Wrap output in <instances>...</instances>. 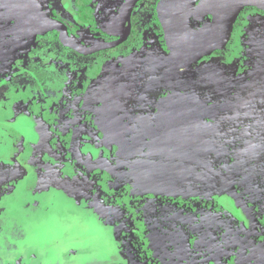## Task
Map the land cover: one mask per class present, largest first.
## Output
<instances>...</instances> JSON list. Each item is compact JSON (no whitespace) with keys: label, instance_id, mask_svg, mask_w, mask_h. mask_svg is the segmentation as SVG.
<instances>
[{"label":"flooded vegetation","instance_id":"1","mask_svg":"<svg viewBox=\"0 0 264 264\" xmlns=\"http://www.w3.org/2000/svg\"><path fill=\"white\" fill-rule=\"evenodd\" d=\"M103 1L36 0L41 13L47 19L62 24L78 46L96 49L107 44H116L114 47L82 54L68 46L57 31L41 33L39 30L30 29L22 22L10 1L6 0L22 33L32 39L31 48L35 49V52L32 50L34 54L30 55L28 46L24 48L18 43L19 50L12 54L6 44L7 41L0 38V154L3 148L9 147L11 143L7 149L8 152L5 151V155L2 153L0 156V164H9L22 172L25 164L24 156H29L32 162L36 161L38 150L34 148L40 146L44 149V155L49 162L55 164L57 178H49L58 182L59 186L65 184L69 190H75L73 192L79 207L81 205L86 207V212L90 214L103 210L96 207L97 202H102L99 200L101 197H93L87 194L89 191L85 192V188L88 187L84 185L89 184L94 190L102 189L103 198L111 199L108 204L113 208L117 204L120 205L118 208H111V211L105 210L107 215H100L98 223L114 221V227L110 230L116 234L121 230L118 236L122 238L121 241L125 237L124 244L126 243L129 249L141 242L144 234L152 246L153 255L146 260V264H264V234L257 233L254 230L255 227L250 228L249 219L254 220V217L251 218L250 210L246 208L242 198L236 200L227 195L213 193L212 186L218 187L221 182L219 178L203 168L204 165L199 159L203 155L200 147L188 158L154 154L149 148L146 154V149L139 152L134 147L137 139L150 141L154 147L163 146V143L158 141L160 137L156 136L161 133H147V130L149 126L161 125L167 116L168 119L174 118L168 113L160 114L163 108L160 107L162 101L158 99L163 95L161 88L164 82L160 79L163 75H159L153 69L154 64L161 66L163 64L161 60L165 59L160 58L164 52H158L162 49L163 40L169 48L168 56H173L180 65L184 66L175 57L173 37L164 14L161 15L162 0H139L129 11L125 24L127 31L125 27L118 29L115 23L128 2V0H122L118 15L108 24V36L112 40L95 46L82 45L73 37L64 23L47 16L42 8V5H45L47 11L62 10L75 13H88L92 10L95 12L99 9L106 10L111 17L115 12L114 5L110 9H108L110 6L101 7ZM193 1L194 5L189 18L190 26L193 29H199L209 25L213 20L212 16L202 14L199 10L200 3L204 0ZM154 2H157L158 26L155 28L161 31L157 34L159 36L143 38V46L140 40L130 47L127 53L115 52L114 59L107 61V64L98 66L91 63V68L84 70L85 73L87 70L88 74L80 75L81 69L73 68L70 69L73 72L68 76L66 72H62L50 63L55 60L63 61L62 58L48 55L50 53L45 51L46 48L39 46L37 44L39 42H36L40 39L42 41L49 33H56L65 49L87 57L120 49L133 39L132 36L137 31L134 23L135 10L141 6H151L155 4ZM248 8L255 12L248 14V21L244 28L240 31L234 30L236 33L235 37L232 36L234 45L228 51L229 53L227 52L228 64L232 71L228 75L230 79L227 83L232 87L231 98L234 97L235 103L236 95L241 96L248 91L246 97L249 99L251 89L259 90V87L264 84L263 69H259L258 72L256 70L258 65L255 67V61H253L258 56V49H263L260 42H264V38L259 37L264 35V11L256 7H246L238 15L237 20ZM2 33L0 30V37ZM160 40L161 47L157 46ZM243 41L247 42L248 48H243ZM148 43L154 48L149 47ZM253 43H256L254 47H252ZM219 50L198 62L210 56H219L217 55ZM239 52L243 53L238 54L237 59H233V54L237 55ZM244 52H247L246 56ZM247 54L251 57L249 58ZM45 55L48 57L46 58ZM237 61L253 64L248 66V69H244V65ZM56 64L60 67V63ZM262 65L264 67V64ZM162 69L164 70V67ZM162 69L159 71L164 72ZM186 73L185 81L180 79V83H174V85H187L185 82L189 70H186ZM255 73L262 75L259 83L255 79L251 80L256 76ZM35 75L37 78L34 79ZM53 75L55 77L52 81L45 79ZM213 77L212 82L216 84L215 77L218 76ZM62 80L64 82L60 84ZM251 103L258 104L252 100L245 102V104ZM76 104L83 105L76 107ZM251 112L252 106H246L240 119H244V123H247L252 119ZM28 116L33 120L29 118V122L33 123L30 128L25 123L28 121ZM15 124L18 126L13 129ZM28 129L33 135L28 133ZM140 130L142 133H139ZM45 133L49 134L45 135ZM49 135L50 138H48ZM165 139L167 138L163 140ZM38 143L39 146H37ZM14 155L17 156L13 157ZM193 167H195L194 172H191L190 169ZM30 169L33 170L31 167ZM199 172L212 176H209L211 179L203 187L204 195L194 196L192 194L195 193L192 190L199 189L197 183ZM31 174L37 175L32 171ZM81 175L84 179L89 175L92 180L83 182ZM24 176L25 174L22 178ZM62 176L66 177L63 183ZM78 180L81 182L79 186L84 189H78L76 186ZM22 181L13 184L14 193L19 187L17 184ZM76 192L82 200L81 203ZM178 193H182L183 196H177ZM256 216L264 221L260 212H256ZM249 235L262 237V247L258 251V248H255L257 252L248 245L251 240L247 237ZM238 237L242 238L241 242ZM245 246L247 253L242 261L240 259L243 253L240 251ZM143 253L147 254V251ZM138 260L142 261L140 258Z\"/></svg>","mask_w":264,"mask_h":264},{"label":"rangeland","instance_id":"2","mask_svg":"<svg viewBox=\"0 0 264 264\" xmlns=\"http://www.w3.org/2000/svg\"><path fill=\"white\" fill-rule=\"evenodd\" d=\"M121 2L122 0H104L101 3V7L110 6L108 9L114 5L113 10L115 12L111 17L106 10L100 11L99 9L95 12H92V10L88 13H75L62 10L47 11L45 5H42V8L47 16L64 23L73 37L82 45L95 46L112 40L108 36V24L112 18L118 15ZM154 3L151 6L145 5L135 10L134 23L137 31L132 36V40L117 50L96 56L87 57L78 55L69 49H65L56 33H49L45 35L46 37L42 41L40 39L36 42H39L37 43L39 46L41 45L46 48L45 51L50 53L48 55L62 58L63 61L55 60L50 63L54 64L55 68H59L62 72H66L65 74L68 76L73 72V70H70L73 68L81 69L80 75L88 74L87 70L86 73L84 70L91 68V63L93 65L98 64V66L100 64H107V61L114 59L115 52L127 53L128 49L140 40L143 46V38L159 36L157 34H160L161 31L155 28V26H158L156 14L157 2ZM250 12H255V10L248 8L242 12L235 23L236 28L234 29V26L229 34L228 41L217 52L219 56H210L192 65L182 66L173 56H168L170 55L168 54L169 48L165 40H163L162 49L158 50V52H164V55H161L160 58L165 59L161 60L163 62L161 66L154 64L153 69L154 72L163 75L160 77L164 82L161 88L163 95L158 99L162 101L160 107L163 108L160 114L164 115L168 113L174 116V118L168 119L167 116V119H164L161 125L149 126L147 130V133H161L156 136L160 137L157 140L160 143L162 142L163 146L160 148L158 146L154 147L150 141L137 139L138 141H135L136 145L134 147L139 152L146 149V154H148L150 149L153 150L152 153L158 155H171L178 158L183 156L188 158L201 147L197 143L199 134L203 133L207 137V133L211 131L215 132L219 129L220 131L227 132L228 130H232V128L238 129L242 125H245L244 127L247 130L250 129L248 134L252 137L245 153L241 151L242 153L226 154L221 155V157L220 155H216L219 157L217 158V162L219 165L233 166L229 167L233 172L230 169L220 170H223L226 173H224L225 175L230 174V172L234 173L233 177H231V174L227 176L230 178L237 195L242 198L244 205L250 210L251 218L254 217V220L249 219L250 228L255 227L254 230L257 233L264 234V221H261L256 216V212H260L261 217L264 218V84L259 87V90L251 89L249 99L246 97L248 91L241 96L239 94L236 95L235 98L237 99L235 103L233 101L234 97L231 98L232 94L230 91L232 87L227 83L230 79L228 75L232 72L230 71V64H228L227 52L234 45V41H232L233 37L236 36L234 30L240 31L244 28L243 26L248 21V14ZM0 30L3 32L0 38L7 41L6 44L12 54H15L19 50V44L24 48L28 46V53L30 55L34 54L35 49L31 48L33 44L32 39L27 38L22 33L20 25L12 15L6 0H0ZM259 38L263 39L264 35ZM33 40L35 41L36 39ZM159 42L157 46L161 47L162 41L160 40ZM148 45L154 48L152 44L148 43ZM255 45L256 43H253L252 47ZM242 46L243 48H248L247 42L243 41ZM260 46L263 49H258V56L253 61H255V67L258 65L256 70L259 72V69H263L262 71L264 72L262 65L264 64V42H260ZM32 50L34 51L32 52ZM165 53L167 54L165 55ZM240 53L243 52H239L237 55L233 54V59H237ZM246 53L244 56H246ZM247 56L251 57L248 54ZM45 57L47 58L48 56L45 55ZM18 58L21 59V57ZM57 62L60 63V67L56 64ZM239 63L244 65V69H248V66H252L253 64L245 61ZM163 67L164 70L162 69ZM68 69L69 71H67ZM161 69L164 72L159 71ZM186 70H189L187 81L185 82L187 85H174V83H180V79L185 81ZM257 74L255 73L256 76L251 80L255 79L259 83L262 75ZM210 75L212 76L210 77ZM214 75L218 76L217 78L215 77L216 84L212 82L214 81ZM54 77L55 75L47 76L45 79L52 81ZM35 78H37V75L34 76ZM63 82L62 80L60 84ZM248 100H252L258 104H245ZM82 105L76 104V107ZM248 105L252 106V119L248 120L245 124H241L239 121L242 120L244 122V119L240 118ZM29 118L30 116H28V121L25 123L30 128L33 123L29 122L31 119ZM229 118L237 122L231 124L228 121ZM20 125L26 129L24 125ZM17 126L18 124H15L13 129L17 128ZM47 128L49 129L48 126ZM27 131L30 135H33L29 129ZM140 132L142 133L141 130ZM47 134L49 133H45V135ZM50 137L49 135L48 138ZM164 138L167 139L163 140ZM234 142H239V140L235 138ZM39 143L37 146H39ZM238 146L239 144L236 148ZM9 147L5 146L0 156H2V153L5 155V151L8 152L7 149ZM39 147L34 148L38 150L36 161L32 162L33 160L31 161L29 156H24L23 162L25 164L22 172L17 168H12L9 164H0V264H138L137 262L139 264H146V260L153 255L152 246L146 240L144 234L142 235L141 242L137 243L132 249H129V246L126 243L124 244L125 237L122 236L123 241H121L122 238L118 236L121 230L117 234L110 230L114 227V221H109L105 224L103 221L98 223L100 215H107L105 210L111 211V208H118L120 205L117 204L113 208L108 204L111 199L103 198L102 189L94 190V188H90L92 185L89 184L84 185L88 187L85 188V192L89 191L87 194L93 197L100 196L101 199L99 200L102 202H97L96 207L103 208V210L90 214L86 212V207L82 205L79 207L77 198L73 192L75 190H69L65 184L59 186L58 182L51 180L57 178L55 164L49 162L44 155V149L41 147L39 155ZM205 148L208 151H206L202 158L210 160L212 165L214 164L219 167L213 160L214 154L211 155L209 153L210 145L205 146ZM242 149L240 147V150ZM15 156L17 155L13 157ZM31 171L37 175L31 174ZM23 174H25L24 178H22ZM64 176H62V183L66 178ZM81 180L85 182V180L90 181L92 178L88 175L84 179V176L81 175ZM18 181L22 182L17 184L19 187L15 186L17 189L14 193L13 184ZM80 184L81 182L78 180L76 185L78 189L83 188L79 186ZM76 194L80 201L79 194L77 192ZM81 202L82 200L79 203ZM129 228L131 229L130 226ZM247 237L251 239L248 245H251L253 251L257 252L262 247L261 235L257 237L249 235ZM238 238L239 242H241L242 238ZM243 240L242 242H246V240ZM131 245L133 244L131 243ZM255 248H258L257 251ZM145 251H147V254L143 253ZM240 252L243 253L240 259L243 261L247 253L246 246ZM139 258L142 260L141 262L138 260ZM136 259L138 260L137 262L135 261ZM185 262L187 263V261Z\"/></svg>","mask_w":264,"mask_h":264},{"label":"water","instance_id":"3","mask_svg":"<svg viewBox=\"0 0 264 264\" xmlns=\"http://www.w3.org/2000/svg\"><path fill=\"white\" fill-rule=\"evenodd\" d=\"M9 1L22 22L30 29L39 30L41 33L52 30L57 31L61 34L64 42L79 53L88 54L90 52H94L95 50L100 51L116 46V44H107L97 47L96 49H86L80 47L69 35L62 24L47 19V17L41 13L36 0ZM138 1L139 0H128L121 13V16L115 22L118 29L125 27V30L127 31L125 24L128 20L129 11H131L133 6ZM193 5V0H162L160 4L165 20L173 37L176 49L175 57L180 63L186 66L198 62L203 57L216 50L222 49L228 41L229 34L235 21L237 20L238 15L244 8L256 7L264 11V2L262 0H204L200 3L199 10L202 14L212 16L213 20L205 27L193 29L190 26L189 21L190 12ZM230 119L231 118H229L228 121H230L231 124L237 122L234 119ZM239 122L241 124H245L242 122V120ZM244 126L245 125H242V127H239L238 129L232 128V130H228L227 132L220 131L219 129L215 132L211 131L207 133V137L203 133L199 134V140L197 142L199 145H201L200 148L203 151V155L199 157L200 162L204 165L203 168L219 178L221 182L218 187H215V185L212 186V190H214L213 193H217V195H227L229 197L235 198L236 200L237 198L241 199V197L237 195L230 178L227 176H230L231 174V177H233L234 173H232V169L229 168L233 166L227 167L225 165H219L217 162V158L219 157L216 155H220L221 157V155L234 154L241 151L245 153L252 137L248 134L250 129L247 130ZM235 138H237L239 142H234ZM238 144L239 146L236 148ZM207 145H210L209 153L211 155L214 154L213 160L217 165H219L220 168L214 164L212 165L210 160L202 158L207 151L205 148ZM240 147L243 149L240 150ZM194 169L195 167L190 169V171L194 172ZM220 169H230L232 172L225 175L226 173ZM209 176L212 175L199 172V179L197 182L199 189L192 190L195 193L192 195H204L203 187L209 181V179H211ZM176 195L183 196L182 193H178Z\"/></svg>","mask_w":264,"mask_h":264},{"label":"trees","instance_id":"4","mask_svg":"<svg viewBox=\"0 0 264 264\" xmlns=\"http://www.w3.org/2000/svg\"><path fill=\"white\" fill-rule=\"evenodd\" d=\"M161 15L163 16L162 11H161ZM164 23H165V25H167L165 21H164ZM167 31H168V28H167ZM168 33H169V32H168ZM172 46H173V45H172ZM173 49H174V47H173Z\"/></svg>","mask_w":264,"mask_h":264},{"label":"bare ground","instance_id":"5","mask_svg":"<svg viewBox=\"0 0 264 264\" xmlns=\"http://www.w3.org/2000/svg\"><path fill=\"white\" fill-rule=\"evenodd\" d=\"M76 206V205H75ZM76 210V209H75Z\"/></svg>","mask_w":264,"mask_h":264}]
</instances>
